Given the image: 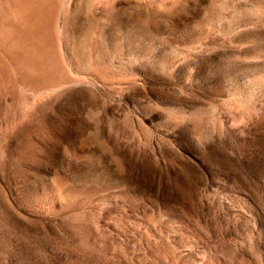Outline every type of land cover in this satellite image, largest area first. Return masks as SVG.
<instances>
[{
    "label": "rangeland",
    "instance_id": "obj_1",
    "mask_svg": "<svg viewBox=\"0 0 264 264\" xmlns=\"http://www.w3.org/2000/svg\"><path fill=\"white\" fill-rule=\"evenodd\" d=\"M0 264H264V0H0Z\"/></svg>",
    "mask_w": 264,
    "mask_h": 264
}]
</instances>
